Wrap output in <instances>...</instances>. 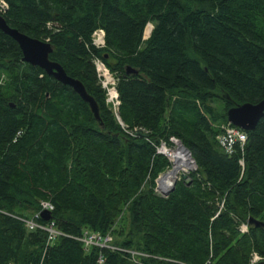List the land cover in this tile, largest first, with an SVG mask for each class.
<instances>
[{
  "label": "trees",
  "instance_id": "trees-1",
  "mask_svg": "<svg viewBox=\"0 0 264 264\" xmlns=\"http://www.w3.org/2000/svg\"><path fill=\"white\" fill-rule=\"evenodd\" d=\"M3 1L7 24L51 44L49 59L82 82L102 124L70 86L24 62L0 30V264L264 257V227L247 221L264 222V116L232 155L217 138L227 109L264 98V0ZM97 29L103 46L92 42ZM94 58L117 79V114ZM128 66L137 72L128 74ZM172 138L196 169L162 196L155 180L170 161L158 148ZM42 200L53 204L50 218L64 233L52 242L19 219ZM84 230L109 234L115 249H86L75 239Z\"/></svg>",
  "mask_w": 264,
  "mask_h": 264
},
{
  "label": "water",
  "instance_id": "water-1",
  "mask_svg": "<svg viewBox=\"0 0 264 264\" xmlns=\"http://www.w3.org/2000/svg\"><path fill=\"white\" fill-rule=\"evenodd\" d=\"M149 25H150V30L148 34L144 36V38H147L149 36L150 31L152 29V25L151 24ZM0 30L6 35H8L9 37H11L14 41L17 42L22 52V60L24 62H27L33 66H38L39 68L44 70L46 74L52 76L57 81L61 82L64 85L70 86L73 89V91L76 94H78V96L84 102L88 104L96 121L99 124H102L101 117L99 114L98 104L93 98V96H91L86 91L82 82L79 79L68 75L59 63L49 59V54L52 51V47H51V44L47 40H42L39 38L29 36L19 31L18 29L9 26L7 22L5 21V19L3 18V16L1 15H0ZM126 72L128 74L136 73L137 70L128 66L126 68ZM263 116H264V98L256 103L245 102L240 105L230 107L226 111L227 121L231 123L232 125L237 126L245 131L254 129L259 119ZM135 135L146 137L148 134L144 130H137L135 132ZM179 143L181 145V150L186 152L189 155V157L192 159V162L194 164L193 169H195L196 168L195 161L191 157L189 150L180 141ZM188 173L189 172H182L181 178L186 179L188 177ZM161 175L158 176L156 179V190H157L158 181ZM175 183L176 181H173L170 187L167 190L160 192V194L162 196L169 195V193L174 189ZM40 216L44 220L50 219V213H48L45 210L41 211ZM247 221L250 224L264 227L263 221H258L253 218H249Z\"/></svg>",
  "mask_w": 264,
  "mask_h": 264
},
{
  "label": "built area",
  "instance_id": "built-area-1",
  "mask_svg": "<svg viewBox=\"0 0 264 264\" xmlns=\"http://www.w3.org/2000/svg\"><path fill=\"white\" fill-rule=\"evenodd\" d=\"M0 7L2 8L6 7V3L3 0H0ZM92 42L96 46H103L104 31L102 29H97L96 31H94ZM93 64L96 69L99 83L101 84L102 88H104L106 91V98H105L106 103L112 105L115 109L118 110L120 100L117 89L115 87L117 81L115 75L109 71V69L106 67V65L103 63V61L100 58H94ZM217 138L223 150L227 154L232 155L236 150L235 145H237L238 148L240 149L244 147L245 142L247 140V135L245 130L227 122L221 125V131ZM164 145L165 144L163 143L160 150L158 148V152L162 153L163 151L162 147H165ZM239 163L241 165L243 164L242 159H239ZM43 210L50 213L51 210H53V204L47 200H42L40 201V209L37 212H35L31 217L29 218L19 217V219H21L24 222L28 230H35V229L44 230L47 234V241L52 242L57 236L63 235L64 233L55 227V224L51 220V218L49 220H46L45 223L37 221L38 218H41L40 213ZM0 212L2 211L0 210ZM238 230L240 232H246L248 230L247 223L239 224ZM75 239L82 241L86 249H88L91 245L115 249L114 246L110 245L112 237L109 234L105 236H101L97 232L84 230L83 234L81 236H75ZM261 260H264V257L257 252L251 255L250 258L251 264H255ZM98 261L99 262L102 261L100 257Z\"/></svg>",
  "mask_w": 264,
  "mask_h": 264
},
{
  "label": "bare ground",
  "instance_id": "bare-ground-1",
  "mask_svg": "<svg viewBox=\"0 0 264 264\" xmlns=\"http://www.w3.org/2000/svg\"><path fill=\"white\" fill-rule=\"evenodd\" d=\"M174 143L177 144V147L175 149L162 147L163 152L166 153L169 159L173 162L172 168H169L164 174H162L158 181L157 188L162 192L167 190L173 181L177 180L181 170H187L188 167L194 166L192 159L189 157V155L183 150H181V145L179 141L175 140Z\"/></svg>",
  "mask_w": 264,
  "mask_h": 264
},
{
  "label": "rangeland",
  "instance_id": "rangeland-1",
  "mask_svg": "<svg viewBox=\"0 0 264 264\" xmlns=\"http://www.w3.org/2000/svg\"><path fill=\"white\" fill-rule=\"evenodd\" d=\"M147 27H148V30L146 31L145 36H146L147 33L149 32V29H150L149 24L146 26V28H147ZM145 30H146V29H145ZM98 82H99V81H98ZM108 105H109V107H111V109L113 110V112H114V110H115L116 113L118 112V110L115 109L112 105H110V104H108ZM112 107H113V108H112ZM115 112H114V113H115ZM116 113H115V114H116ZM117 120H118V121L120 122V124H121L120 119H117ZM122 124H123V123H122ZM122 124H121V125H122ZM122 126H123V125H122ZM175 140H177V139H175V138H172V139H171V143H172L171 146H169V147H167L166 145H164V146H165L166 148H169V149H175V148L177 147V144L174 143ZM177 141H178V140H177ZM161 146H162V144L159 146V150H160ZM162 154H164V155L169 159V157L166 155V153L163 152ZM169 161H170V167H169V168H172L173 162H172V160H170V159H169ZM195 166H196V164H195ZM169 168H168V169H169ZM193 168H194V166H193V167H188L187 170H181L180 173H179V175H178V178H177V179H179V178L181 177V173H182V172H186V171H187V172H190V171H193V170L196 169V168H195V169H193ZM168 169H167V170H168ZM167 170H165L164 172H166ZM164 172H163V173H164ZM161 174H162V173H161ZM161 174H160V175H161ZM160 175H159V176H160ZM156 179H157V178H156ZM155 182H156V180H155ZM155 191H156V193L160 194V192L156 190V186H155ZM160 195H161V194H160ZM241 223H246V222H241ZM241 223H240V224H241ZM247 226H248V224H247ZM255 252H256V251H252V252L250 253V256H249V264H251V261H250L251 255H252L253 253H255Z\"/></svg>",
  "mask_w": 264,
  "mask_h": 264
}]
</instances>
